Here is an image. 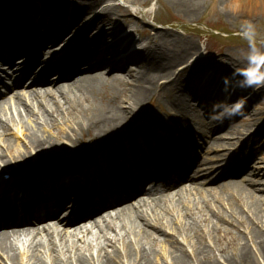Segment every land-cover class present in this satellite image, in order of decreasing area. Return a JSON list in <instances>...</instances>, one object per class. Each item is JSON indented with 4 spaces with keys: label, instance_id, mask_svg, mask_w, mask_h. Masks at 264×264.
<instances>
[{
    "label": "bare ground",
    "instance_id": "obj_1",
    "mask_svg": "<svg viewBox=\"0 0 264 264\" xmlns=\"http://www.w3.org/2000/svg\"><path fill=\"white\" fill-rule=\"evenodd\" d=\"M12 1L0 5V74L27 70L0 98V264H24V255L26 264L264 262V125L256 131L250 114L260 113L251 109L264 71L258 78L247 61L209 53L189 63L203 52L198 41L154 29L150 12L136 21L105 6L116 0H46L63 7L32 15ZM168 1L190 18L211 9L235 22L260 18L264 4ZM256 83L246 103L217 112ZM62 161L45 180L27 177Z\"/></svg>",
    "mask_w": 264,
    "mask_h": 264
},
{
    "label": "rangeland",
    "instance_id": "obj_2",
    "mask_svg": "<svg viewBox=\"0 0 264 264\" xmlns=\"http://www.w3.org/2000/svg\"><path fill=\"white\" fill-rule=\"evenodd\" d=\"M8 0H0V5L5 3ZM12 1V0H11ZM14 1V2H13ZM12 7L22 8V10H26L32 15L33 12L37 11L38 9L45 8V7H54L53 9H62L63 6L55 2H46V0H13ZM119 4L123 7L130 9L134 14H136V21L142 18L143 13L150 12L149 14V22L152 23L153 28L156 30H170L174 33L180 34L188 39H192L193 41H198L201 44L202 50L192 55L189 59V63L195 58L204 57L207 53L211 56H215L217 58H221L223 60V64H226L229 60L235 61H247L250 67L256 72L258 78L263 77L264 71V57L260 56L256 58L254 54L259 52V50H264V4L261 7V17L258 19L252 20L249 15L245 13L244 17H238V21H234V19L228 18L225 14L217 17L211 9L205 13H201L196 17L190 18L187 14L180 12L168 1V0H148L145 5H137L132 6L131 4L123 1V0H116L113 2L106 3L107 5H114ZM69 7V6H66ZM23 10V11H24ZM101 9L97 10L94 9L91 11L92 13L97 12L99 13ZM140 11V12H139ZM90 19H93V16H90ZM247 20H252L247 26L243 25V22ZM91 22L89 20L88 24ZM91 32V31H90ZM197 56V57H196ZM220 69L224 70V66ZM180 67L178 70L180 71ZM55 74L50 76L53 77ZM53 82V81H52ZM258 83L261 81H257ZM260 84L254 85L252 89L247 92L246 94L236 98V99H229L224 101L219 107H217V112H222L228 107H235L241 106L246 103L251 97L256 95L258 89L260 88ZM207 88L202 89V93L204 96H207ZM210 90V88H209ZM197 107L200 103L194 101ZM165 103L162 104L156 109L159 112H163L165 109ZM216 108V107H215ZM256 108V110H260V113L256 114L254 112L250 113L253 115V119L256 120L257 128L256 131L264 125V93L263 95L256 99V101L252 104L251 111ZM230 109V108H229ZM233 109V108H232ZM233 110H230L231 113ZM165 112V111H164ZM215 111L211 110L209 116L213 114ZM242 116V115H241ZM20 128V127H19ZM18 130V127H13L12 131L6 134L7 139H13L11 137L15 134ZM139 132L143 134H152L153 136H159L160 134L155 132V127H150L147 125H140ZM154 132V134H153ZM163 134V133H161ZM127 141H133L134 136L128 138L126 136ZM124 141V140H123ZM121 145H117L115 148L116 150L113 152L114 148L110 150L108 153L109 155H114V153L118 152L120 148L124 147L125 144L120 143ZM261 147L263 146L264 149V139L260 141ZM127 146V145H126ZM213 148L220 149L218 144L212 146ZM203 152V149H202ZM205 155L206 153H202ZM199 156V153H198ZM261 154L259 155V157ZM201 159V157H200ZM199 160V159H198ZM75 162V161H74ZM222 163V162H221ZM254 163V164H253ZM67 161L62 163L54 162L52 166L49 167H36L30 169L31 175L27 177H32L34 179L39 178L40 173L44 172H51L55 170H59L60 168L66 166ZM250 172L254 173L257 170L254 167L260 168L261 164H257L254 161L250 162ZM55 166V167H53ZM53 167V168H52ZM51 168V169H50ZM45 173V174H47ZM198 174V173H197ZM200 174V172H199ZM218 177L214 176L212 179L216 180ZM227 180V179H226ZM153 186H148V188H152ZM147 188V189H148ZM27 257L24 255L23 262L24 264L27 263ZM260 264H264V262L260 261Z\"/></svg>",
    "mask_w": 264,
    "mask_h": 264
}]
</instances>
